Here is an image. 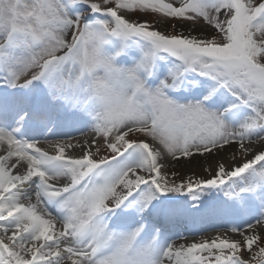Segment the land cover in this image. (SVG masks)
I'll return each instance as SVG.
<instances>
[{"label":"snow or ice","instance_id":"1","mask_svg":"<svg viewBox=\"0 0 264 264\" xmlns=\"http://www.w3.org/2000/svg\"><path fill=\"white\" fill-rule=\"evenodd\" d=\"M0 150V264H264V0H0Z\"/></svg>","mask_w":264,"mask_h":264},{"label":"bare ground","instance_id":"2","mask_svg":"<svg viewBox=\"0 0 264 264\" xmlns=\"http://www.w3.org/2000/svg\"><path fill=\"white\" fill-rule=\"evenodd\" d=\"M58 132L66 133L69 135H76L77 130L72 127H63V128H57ZM53 139L60 138L58 136H53ZM79 139L83 140L84 137H79ZM45 150H48L50 154L53 152L51 148L48 147L47 144L41 145ZM0 154H3L2 150H0ZM69 155H79V152H72L68 151ZM206 162L201 161V164H205ZM172 169H169L171 171ZM175 170L180 172L182 175H193L194 178L205 176L208 173H206L203 168L193 165L191 169L186 167L184 165V162L181 161L180 164H177L175 167ZM34 199V198H33ZM210 207V206H209ZM209 207H203L201 208V212L199 215L194 216L191 213L188 212H182L180 208L177 207L175 203L171 204V213H162L165 216H169L172 218V225L168 231V235L175 239L177 235H181L187 238V242H192L193 240L199 241L202 238H215L217 234H223L224 228L222 226L224 225H218V228H215L211 225L214 223H217L218 221L215 220L216 218L213 216H210L207 214V210ZM59 227V225H57ZM195 230V231H193ZM192 231V232H190ZM189 234V235H186ZM229 235H232L229 233ZM233 238L238 239V236L233 235Z\"/></svg>","mask_w":264,"mask_h":264},{"label":"rangeland","instance_id":"3","mask_svg":"<svg viewBox=\"0 0 264 264\" xmlns=\"http://www.w3.org/2000/svg\"><path fill=\"white\" fill-rule=\"evenodd\" d=\"M187 87L189 89H191L192 91H195L196 89L193 88V86L191 84L187 85ZM223 197V193H219L217 191H211V192H206L203 194V196L201 197V199L203 200V204H201L199 206V208H202L203 206L209 207L211 206L218 198H222ZM189 202V203H188ZM175 203L177 205V207L181 208L185 205V208L188 211L191 210H195L197 211V208H193L192 204V198L190 196L187 197V199H184L183 197H179V196H173V198L170 201H167L165 203V205L161 206L159 209L161 211L167 210V209H171V204ZM199 203V202H197ZM112 217H116L114 214H111ZM245 259L248 258V254L245 253L244 256Z\"/></svg>","mask_w":264,"mask_h":264}]
</instances>
